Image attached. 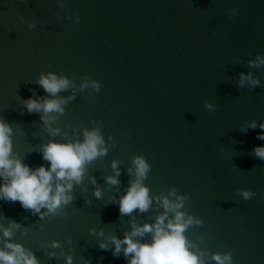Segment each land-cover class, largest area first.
Masks as SVG:
<instances>
[{
  "label": "water",
  "instance_id": "1",
  "mask_svg": "<svg viewBox=\"0 0 264 264\" xmlns=\"http://www.w3.org/2000/svg\"><path fill=\"white\" fill-rule=\"evenodd\" d=\"M258 57L264 0H0V120L12 128V157L47 166L44 145L82 143L93 130L107 149L85 163L72 201L43 219L0 201V249L20 244L38 264H66L68 256L72 264H127L110 238L154 224L165 211L155 198L175 200V190L185 197L178 211L193 218L184 232L190 251L205 264L229 251L234 264H264V160L252 151L264 141L250 127L264 122ZM48 73L69 87L46 92L38 81ZM89 78L101 82L99 92L81 87ZM28 97L62 99L63 112L45 122L43 112L27 110ZM136 156L151 165L142 183L153 200L145 212L121 215L115 201L136 179ZM113 162L116 185L106 181ZM241 189L256 195L245 200Z\"/></svg>",
  "mask_w": 264,
  "mask_h": 264
},
{
  "label": "clouds",
  "instance_id": "2",
  "mask_svg": "<svg viewBox=\"0 0 264 264\" xmlns=\"http://www.w3.org/2000/svg\"><path fill=\"white\" fill-rule=\"evenodd\" d=\"M237 9L230 11L231 15H236ZM79 23V17H77ZM260 63H264V58L258 57ZM252 63V61H250ZM245 74L241 73V84H243ZM252 86H258L259 81L251 80ZM38 83L48 93L55 94L69 87V81L66 78H58L53 73L42 74ZM90 86L95 92H99L101 82L89 78L81 87ZM71 98V97H70ZM62 99H45L41 103L38 99L28 97L25 100V107L29 112H43L41 120L47 122L49 117L47 113L52 111L63 112L61 104ZM211 107V105H207ZM250 127H259L261 131L257 134L259 140L264 141V122L257 124L255 121ZM243 131V129H242ZM11 126L3 120H0V201L19 202L24 209L31 210L34 215L43 219L49 213H55L57 209L68 205L73 197L71 190L73 181L80 183L84 165L92 161L98 155L106 154L107 149L99 147L104 141L96 130L85 132V140L82 143H57L50 141L42 148V159L48 161V165L41 164L36 168L30 167L23 163L19 158L12 157ZM111 139V137H109ZM256 157L264 160V144L256 145L252 149ZM136 179L130 183L124 195L115 201L119 206L121 215L131 214L138 209L145 212L149 209L153 198L149 196V189L143 185L142 178H146L147 173L151 170V165L143 156L134 158ZM112 167L116 170L114 176L106 177L110 184H119L118 177L120 170L117 163L113 162ZM131 172V169H129ZM94 195L101 196L100 189L94 191ZM169 196H175V200H170L167 196H159L155 199L160 202L161 207L165 210L156 217L152 225L143 226L133 225L130 233H126L123 238L111 237V243L114 244L112 249L113 255L123 251L127 259V264H205V261L190 251V246L184 235L188 225L193 223V218L189 216L185 219V213L178 211L183 207L185 197L177 196L175 190L169 192ZM240 195L247 200L255 196L256 193L241 189ZM45 209V211H41ZM174 213L171 219H168V213ZM167 220V222H166ZM196 223H202L196 220ZM13 227L18 225L13 222ZM150 233V240L143 241L134 239L143 237ZM4 237L12 235L9 229H3ZM103 235V233H99ZM59 243L53 241L52 247H58ZM123 246V247H122ZM101 249L107 250L108 244L101 242ZM5 251L0 249V264H38L35 255L30 251H25L20 244H14L5 241ZM131 254V255H129ZM54 255V253H50ZM212 259L217 264H234L231 251L226 253H213ZM66 264H72V257H66ZM87 264V262H86Z\"/></svg>",
  "mask_w": 264,
  "mask_h": 264
}]
</instances>
